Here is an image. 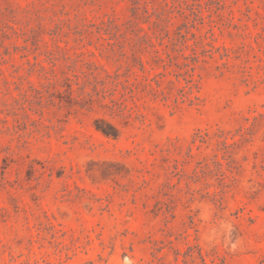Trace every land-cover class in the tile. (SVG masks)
Masks as SVG:
<instances>
[{"label":"rangeland","instance_id":"obj_1","mask_svg":"<svg viewBox=\"0 0 264 264\" xmlns=\"http://www.w3.org/2000/svg\"><path fill=\"white\" fill-rule=\"evenodd\" d=\"M0 264H264V0H0Z\"/></svg>","mask_w":264,"mask_h":264}]
</instances>
